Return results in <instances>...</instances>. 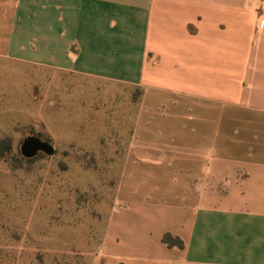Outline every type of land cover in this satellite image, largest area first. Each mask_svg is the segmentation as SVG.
I'll return each mask as SVG.
<instances>
[{"label": "crops", "instance_id": "0c3cea01", "mask_svg": "<svg viewBox=\"0 0 264 264\" xmlns=\"http://www.w3.org/2000/svg\"><path fill=\"white\" fill-rule=\"evenodd\" d=\"M28 3L0 0V59L135 87L151 108L167 101L169 112H186L182 135L152 133L150 152L152 164L171 165L169 180L184 199L178 210L194 223L185 217L182 232L160 229L182 240V253L152 262L264 264V0H38L35 56L20 45L10 52V41L21 39L10 37V18ZM210 107L241 111L229 136L221 115L207 116ZM139 208L131 203V211ZM126 251L103 254L98 264H150L144 249Z\"/></svg>", "mask_w": 264, "mask_h": 264}, {"label": "rangeland", "instance_id": "374dc122", "mask_svg": "<svg viewBox=\"0 0 264 264\" xmlns=\"http://www.w3.org/2000/svg\"><path fill=\"white\" fill-rule=\"evenodd\" d=\"M20 1L34 6L10 18V37H21L10 52L20 45L35 56L43 33L38 0ZM150 99L135 87L61 77L38 60L0 59V264H98L103 254L135 248L154 264L169 251L182 253L170 231L182 232L185 217L193 226L194 217L178 210L182 188L170 182V164L151 163L150 149L152 133L182 135L186 112H169L167 101L151 108ZM207 110L223 117L225 136L231 117L242 114ZM28 135L50 142L53 154L22 157ZM132 202L140 208L131 211ZM162 228L171 229L159 235Z\"/></svg>", "mask_w": 264, "mask_h": 264}, {"label": "water", "instance_id": "95a60500", "mask_svg": "<svg viewBox=\"0 0 264 264\" xmlns=\"http://www.w3.org/2000/svg\"><path fill=\"white\" fill-rule=\"evenodd\" d=\"M19 152L24 158H33L38 152L45 155H52L54 152L53 146L50 142L42 140L38 136H25L19 146Z\"/></svg>", "mask_w": 264, "mask_h": 264}]
</instances>
